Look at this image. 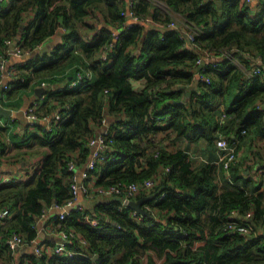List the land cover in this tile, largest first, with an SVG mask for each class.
Segmentation results:
<instances>
[{
  "label": "trees",
  "instance_id": "obj_1",
  "mask_svg": "<svg viewBox=\"0 0 264 264\" xmlns=\"http://www.w3.org/2000/svg\"><path fill=\"white\" fill-rule=\"evenodd\" d=\"M162 1L167 12L152 0H138L135 13L160 22L172 20L174 12L190 19L199 28L195 44L183 46L177 30L161 31L159 26L136 23L121 32L107 59H102L99 51L110 29H97L91 37L83 33L97 28L99 16L108 24H119L124 18L120 15L123 4L118 0L0 2V49L5 39L21 29L19 41L26 49L40 44L59 26L66 30L50 51L28 58L24 80L8 90L6 97L12 98L33 78H51L59 72L64 85L54 95L58 106L69 105L67 110L62 108V119L52 122L49 131L36 124L40 133L25 127L4 141L6 128L0 126L1 151L13 146L31 150L35 144L44 146L45 151L23 181L0 183V209H9L0 218L5 220L0 229L1 246L8 248L5 239L12 232L34 237L33 223L44 207L70 196L67 162L76 160L79 164L74 153L78 151L80 157L89 153L88 137L106 113L113 158L91 171L95 184L136 182L155 176L148 194L152 195L151 206L163 219L139 218L129 206L118 210L120 198L111 195L96 202L92 211L83 208L71 210L63 219L55 216L59 229L72 233L66 246L76 253L30 256L33 264H144L145 255L147 264H264V235L248 237L224 230L232 219L243 223L253 219L254 224H262L264 200L242 188L219 192L214 164L206 162L192 169L185 152H168L157 141L173 133L190 141L204 138L213 142L220 126L217 110L222 104L228 115V123L222 126L228 138L236 134L240 139L251 131L264 135V108L256 106L258 100L264 101V1L255 8L245 0H220L219 4L217 0ZM29 11L32 17L24 22L23 14ZM220 47L236 48L234 55L247 65L252 55H259L261 72L247 78L226 58L205 68L210 84L199 81L192 86L201 49ZM74 50L82 57L73 55ZM73 65L72 73H67L66 68ZM79 65L90 69L92 77L70 85L68 76L74 77ZM242 130H246L244 134ZM153 144H158L155 153L149 150ZM162 166L170 169L160 170ZM231 168L233 180L243 177L237 165ZM145 192L148 190L137 196ZM248 211L249 219L234 215L238 212L243 216ZM91 218H96L97 224ZM206 235L211 244L218 243L211 256L197 246V240Z\"/></svg>",
  "mask_w": 264,
  "mask_h": 264
},
{
  "label": "built area",
  "instance_id": "obj_2",
  "mask_svg": "<svg viewBox=\"0 0 264 264\" xmlns=\"http://www.w3.org/2000/svg\"><path fill=\"white\" fill-rule=\"evenodd\" d=\"M2 0H0L1 2ZM120 3H124L125 7L120 10V15L124 18L119 24L115 25L110 30V37L104 42V45L100 48L99 56L102 59H107L110 51L115 47L117 40L123 30L128 29L138 22H145L151 24L153 27L159 26L161 31L164 30H177L181 35L184 43L196 41V35L199 33V28L190 19L181 16L178 13H173L175 16L172 20L168 22H160L153 20L150 16L140 17L135 13V5L138 0H118ZM149 1V0H148ZM156 6L167 12L168 6L162 0H152ZM249 1V0H246ZM160 3V4H159ZM122 6V5H121ZM93 35V34H92ZM36 48L41 49V44H37ZM237 49L232 47H220L217 50L212 49H201V52L196 58V66H200L196 72V76L204 81L206 84H210L211 78L205 73V68L210 65H217L219 60L229 59L235 66L240 68L244 73L245 77L249 78L257 75L262 69V59L259 55H252L250 57V63L247 65L244 61L239 60L234 52ZM73 52H78L74 50ZM30 55V50L23 48L20 45H14L10 38L4 40V47L0 49V72L7 66V60L9 56L17 58V61L13 68L7 70V79L5 76L0 79L1 93L3 98H7L6 94L13 86L20 84L24 80V76L19 75L20 68H24L26 65V57ZM92 77V72L90 69L80 68L75 72V76H70V85L80 83L84 80L90 79ZM48 81L41 80L40 85H48ZM60 89L58 85L54 86ZM45 95L41 94L37 96L36 100L31 101L24 108H22V115L25 120V124L29 128H33L36 124L43 126L42 130L49 131L52 122L62 119V108L65 110L69 109V105L57 106L53 111L45 106ZM225 113L222 107L219 109V128L217 129L214 145L216 148V159L215 164L221 165L224 170H228L232 164H235L239 160V147L240 139L239 135L232 138H228L225 133H223L221 126L224 124ZM11 117L3 119L0 117V126L5 127L6 130L11 128ZM101 126L97 131L91 133L88 137L87 145L89 147V155L86 160L78 168L76 160H70L67 162V170L69 172V191L70 196L62 202H54L53 205L57 206L59 209L58 218L63 219L66 217L71 210H81L83 209L82 204L77 201V197L81 192L92 191L94 194L100 196H111L117 195L120 198L117 209L121 210L124 206H128L131 200H134L137 194L141 190H150L154 186L155 176L147 177L141 181H132L128 183H111V184H98L93 188H90L87 184V180L90 177L91 171L98 165L104 163L108 159L113 158V137L109 130V121L106 117V113L101 117ZM100 127V126H99ZM246 130H242L245 133ZM243 133V134H244ZM6 141L10 140V137L5 136ZM166 171L170 169V166L164 168ZM157 174L156 176H158ZM12 180L9 176H4L1 182H10ZM9 213L7 207L0 209V218H3ZM132 213L135 215L141 214L136 210L132 209ZM93 224H97L96 218H91ZM176 228V227H175ZM225 229L228 232H239L242 234H247L250 231V225L240 223L236 220H229L225 223ZM58 233L61 235L62 240L60 242L49 245L47 243L40 242L36 236L32 238H26L22 233L12 232L6 239L5 243L8 248L12 251L18 248L21 244L29 243L33 246V253L41 257L44 253H66L68 256H72L76 251L67 248L66 244L70 240L72 233H68L64 229H59ZM181 235H185V232H181ZM84 243L85 240L82 239ZM212 264V263H208Z\"/></svg>",
  "mask_w": 264,
  "mask_h": 264
},
{
  "label": "crops",
  "instance_id": "obj_3",
  "mask_svg": "<svg viewBox=\"0 0 264 264\" xmlns=\"http://www.w3.org/2000/svg\"><path fill=\"white\" fill-rule=\"evenodd\" d=\"M246 1V0H245ZM264 0H249L246 1L248 5H250L252 8H255L260 2ZM160 9V8H159ZM164 12L163 10H161ZM32 17V11L24 12L23 14V21L25 22L28 20V18ZM138 23H144V25H151L147 24L145 22H138ZM152 26V25H151ZM102 27H106L108 29H112L114 26L112 23L108 24L101 16L98 17V23L97 28L93 30H88V34L86 37H91L93 33L97 31V29H101ZM22 29L12 37H9L14 45H21L20 43V36H21ZM65 28L59 26L55 33L51 36H48L45 38L40 44L41 49L36 48V45L30 50L29 57L33 56L36 52H47L48 50L52 49L57 43L61 41V36L65 32ZM85 33V32H84ZM23 47V46H22ZM46 48V50L42 51V48ZM80 54V57H82V54ZM77 52H73V55L76 57L79 56ZM17 61V58L9 56L7 60V66L3 70V72H0V79H3L5 76V79H7V70L10 68H13L15 63ZM75 65L66 68L68 70L67 73H72L73 68ZM80 68H82L81 65H79ZM65 69V70H66ZM18 72L19 75H23V72ZM195 73L198 70H195ZM68 75V74H67ZM61 74L55 73L51 78H33L29 81L26 87H22L19 89V91L12 97L9 98H3L2 93H0V103L6 107L12 109L16 116L11 117V128L6 130L3 134L2 140L6 141L5 136L10 137L12 134L15 133H22L24 128L27 127L29 131L31 132H38L40 133L41 130L37 128V126H34L33 128H29L27 124H25V120L22 115V108H24L27 104H29L31 101L36 100L37 96L44 94L45 95V106L50 108L51 111H53L58 106V100L54 93L59 90L54 87L55 85H58L59 87H62L64 85L63 80H60ZM56 78V79H52ZM198 79V82L201 81L197 76H195V79ZM48 81V85L41 86L40 82L41 80ZM68 79H70V76H68ZM193 80V82H194ZM192 82V84H193ZM138 82L135 81V84ZM191 84V85H192ZM198 84V83H197ZM195 87V86H194ZM37 90H42V93H37ZM235 93V91H233ZM187 96V95H186ZM8 104L10 106H6L5 104ZM224 107V105H221ZM256 106H260L264 108V101L258 100L256 102ZM221 108V107H220ZM217 110V119L219 117V109ZM223 109V108H222ZM225 113V119L224 124L228 123V115L226 114L225 110H223ZM1 117V116H0ZM3 116L2 118H4ZM9 117V116H7ZM6 117V118H7ZM106 117L108 120H110V117L108 114H106ZM110 122V121H109ZM42 124V123H40ZM43 125V124H42ZM222 125V126H223ZM221 126L222 132L225 133L226 129H223ZM99 128H102L101 124L99 126L94 127V131H97ZM227 136V134L225 133ZM216 135H214L215 137ZM236 136V134H235ZM159 139L161 138L160 134H158ZM228 137V136H227ZM234 137V135H233ZM158 144L161 146H164L165 149L168 152L176 151L177 149H181L183 152L187 154V160L190 162L192 169H198L202 164L208 162L212 163L216 167V182L218 185V191H226V190H237V189H244L246 194L248 195H257L260 197L261 200H264V135L255 131L249 132L247 135H244L242 138L240 137V147H239V163L232 164L231 167L237 165L238 169L243 171V177L240 179L233 180L232 178V172L231 167L228 170H224L221 165L215 164L214 161L216 159V148L213 142H208L204 138H199L194 141H190L186 139L185 137H178L175 136L173 133H169V136L163 137L162 140H157ZM161 142V144L159 143ZM37 143V142H34ZM158 144H153L149 148V150H153L155 153L158 150ZM39 144H35L31 150L20 148L17 149L16 147H12L11 150L1 151L0 150V183H9V182H1V179L4 176H9L12 178L10 182H21L25 179L26 174H30L35 167H37L39 160L43 158L44 146H38ZM35 148H39L40 150L37 152H33ZM77 153H79L77 151ZM77 153H74V155L77 156V160L81 161V163H77L78 168L83 164V162L86 160L89 153L86 154L85 157H80ZM166 166L160 167V170L166 171L164 168ZM91 172L89 179L87 180V184L90 188H93L95 184L96 176L92 174ZM156 182V178H155ZM148 192H145V195L147 196L151 195L148 194ZM142 196H136L134 200L142 197ZM111 196H100L97 194H94L91 190L88 192H81V194L77 197V201L82 204L83 208H89L92 211V206L96 202H101L103 199H108ZM152 195L151 198L143 202V207L149 211V215H142L146 217H151L152 221L155 219H163L160 217V214L157 210H155L150 202L152 201ZM153 202V201H152ZM59 209L57 206L50 204L44 207L42 212L35 218L33 227L35 229V236L40 240V242L47 243L49 245H53L54 243L60 242L62 240L61 235L58 233L59 227L58 224L54 221V217L58 215ZM172 213V212H170ZM251 212H247V214H244L243 216L239 214L238 212H235L234 215H236L238 218L249 219ZM249 215V216H248ZM139 216V215H138ZM139 217V218H141ZM235 220V219H232ZM238 221V220H236ZM240 222V221H238ZM243 223V222H240ZM250 225V231L249 233L245 235H264V222L260 225L254 224L253 219L249 221V223H244ZM3 225H5V220H0V229L3 228ZM208 228V227H206ZM225 228V225H224ZM226 230V229H224ZM226 232H228L226 230ZM230 233V232H228ZM208 239V235L204 236L203 238H200L197 240V246L200 248L201 251H206L208 256H211L215 250V246L218 245V243H213ZM30 256H34L35 258H39L33 253V246L29 243L21 244L16 248L15 250H9L6 247H3L0 245V264H33L31 262ZM96 256H94V259ZM161 259H158V263H160ZM143 263L147 264V256L145 255L143 257ZM200 264H207V262L203 261Z\"/></svg>",
  "mask_w": 264,
  "mask_h": 264
},
{
  "label": "water",
  "instance_id": "obj_4",
  "mask_svg": "<svg viewBox=\"0 0 264 264\" xmlns=\"http://www.w3.org/2000/svg\"><path fill=\"white\" fill-rule=\"evenodd\" d=\"M217 2H218V4H219V3H220V0H217ZM44 50H46L45 47L42 48V51H44ZM28 58H29V56L26 57L27 60H28ZM199 67H200V66H196V67H195V70H198ZM197 83H198V79L196 78V79L194 80L192 86H196ZM40 92L42 93V90H37V93H40ZM0 93H1V86H0ZM41 93H40V94H41ZM188 94H189V92L187 91V92H186V95H188ZM0 114H1L2 116H5V117H7V116H9V117H10V116L15 117V116H16L15 112H14L12 109L4 107L1 103H0ZM150 198H151V195L142 196V197H140V198H138V199H136V200H131V201L128 203V206H129L131 209L136 210L138 213H140V214H142V215H147V216H148V215H149V211H147V209H145V208L143 207V202L146 201V200H148V199H150ZM248 237H251V236L248 235Z\"/></svg>",
  "mask_w": 264,
  "mask_h": 264
},
{
  "label": "rangeland",
  "instance_id": "obj_5",
  "mask_svg": "<svg viewBox=\"0 0 264 264\" xmlns=\"http://www.w3.org/2000/svg\"><path fill=\"white\" fill-rule=\"evenodd\" d=\"M159 4H160V3H159ZM121 7H122V8L125 7V1H124L123 5H122ZM83 35H84V37H85L87 34H84V33H83ZM179 35H180V34H179ZM109 37H110V35H109ZM109 37H108V38H109ZM180 37H181V35H180ZM108 38H107V39H108ZM107 39H106V40H107ZM181 39H182V38H181ZM182 44H183V46H186V47H188V46L192 47V46H193L192 44H195V42H194V43H193V42H189L188 44H186V43H184V41H183V39H182ZM78 52H79V51H78ZM78 52H77V53H78ZM78 54H79V53H78ZM79 56H80V54H79ZM20 70H21V71H24V68H20ZM234 97H235V93H233V91H232L231 94H230V98L233 99ZM243 133H244V132L241 131V134H243ZM158 139H159V137H158ZM32 148H33V147H32ZM39 150H40L39 148H35V149L33 150L32 153H34V152H36V151L38 152Z\"/></svg>",
  "mask_w": 264,
  "mask_h": 264
}]
</instances>
